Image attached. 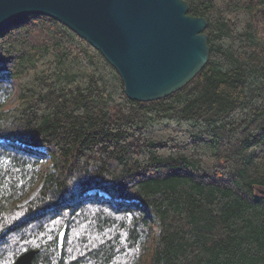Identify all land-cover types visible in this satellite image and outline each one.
I'll return each instance as SVG.
<instances>
[{
  "label": "trees",
  "instance_id": "obj_1",
  "mask_svg": "<svg viewBox=\"0 0 264 264\" xmlns=\"http://www.w3.org/2000/svg\"><path fill=\"white\" fill-rule=\"evenodd\" d=\"M186 1L208 60L152 101L53 18L0 27V264H264V0Z\"/></svg>",
  "mask_w": 264,
  "mask_h": 264
},
{
  "label": "water",
  "instance_id": "obj_2",
  "mask_svg": "<svg viewBox=\"0 0 264 264\" xmlns=\"http://www.w3.org/2000/svg\"><path fill=\"white\" fill-rule=\"evenodd\" d=\"M30 14L53 18L86 40L139 102L176 92L209 57L207 20L190 15L186 0H0V27ZM37 252L27 249L12 264H31Z\"/></svg>",
  "mask_w": 264,
  "mask_h": 264
},
{
  "label": "rangeland",
  "instance_id": "obj_3",
  "mask_svg": "<svg viewBox=\"0 0 264 264\" xmlns=\"http://www.w3.org/2000/svg\"><path fill=\"white\" fill-rule=\"evenodd\" d=\"M13 102V98H11L9 101H8V104H11Z\"/></svg>",
  "mask_w": 264,
  "mask_h": 264
}]
</instances>
